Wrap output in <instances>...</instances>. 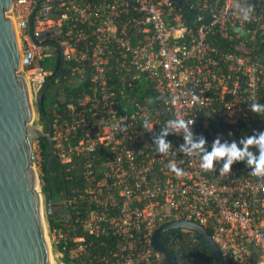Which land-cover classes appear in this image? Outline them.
I'll list each match as a JSON object with an SVG mask.
<instances>
[{"label": "built area", "instance_id": "obj_1", "mask_svg": "<svg viewBox=\"0 0 264 264\" xmlns=\"http://www.w3.org/2000/svg\"><path fill=\"white\" fill-rule=\"evenodd\" d=\"M6 15L30 100L50 40L73 91L50 110L69 184L67 229L44 228L59 264H161L152 234L173 220L205 229L224 261L264 264V107H252L264 106V0H11ZM179 119L193 121L191 143ZM233 144L244 155L229 171L227 156L201 167Z\"/></svg>", "mask_w": 264, "mask_h": 264}, {"label": "water", "instance_id": "obj_2", "mask_svg": "<svg viewBox=\"0 0 264 264\" xmlns=\"http://www.w3.org/2000/svg\"><path fill=\"white\" fill-rule=\"evenodd\" d=\"M182 8L185 0H180ZM11 0H0V264H52L44 232V217L64 220L63 208H57L50 194V171L54 160L51 147V122L42 109V94L54 82L64 66L61 48L52 40L49 54L57 53L60 65L45 82L32 102L24 77L19 74L20 60L13 24L6 13ZM38 9V8H36ZM33 20L29 31L32 33ZM34 109L46 126L42 131L31 125ZM39 138L47 143L45 184L42 194L37 189V174L32 165L33 144ZM190 232L194 240L212 255L214 264H224L210 234L202 227L184 220L166 222L152 234L151 246L161 254L164 264H176L168 247L170 239L180 232Z\"/></svg>", "mask_w": 264, "mask_h": 264}, {"label": "trees", "instance_id": "obj_3", "mask_svg": "<svg viewBox=\"0 0 264 264\" xmlns=\"http://www.w3.org/2000/svg\"><path fill=\"white\" fill-rule=\"evenodd\" d=\"M59 65V55L48 54L40 60V68L43 71L50 73L47 76L46 81H48L57 72ZM65 75L66 69H62L59 77L50 85H48V88L44 93L41 101L42 109L44 113L49 116L50 121L51 116L49 110H51V108H53L55 105H64V103L69 100L70 94L73 92L72 89H70V85H68L67 81L64 79ZM53 91L55 93L54 95ZM46 96L52 97L46 102ZM44 127L46 130L45 125ZM37 142L41 156L40 168L42 172V180L45 183L46 161L48 158L47 143L43 138H39ZM61 167L62 166H60L59 163L54 159L50 171V194L54 202L57 201L62 194H64L65 189L68 188L69 185L68 182H66V180L64 179V174L62 173ZM43 189L44 186H42V190ZM47 223L50 229H67L60 219L56 220L55 218H53L51 221L47 220ZM168 247L172 250L176 257V264H214L210 251L208 249L202 248L194 240V237L190 232H180V238L170 239L168 242ZM63 259L65 263H68V260L66 258ZM161 264H164L163 257ZM224 264L231 263L225 260Z\"/></svg>", "mask_w": 264, "mask_h": 264}, {"label": "clouds", "instance_id": "obj_4", "mask_svg": "<svg viewBox=\"0 0 264 264\" xmlns=\"http://www.w3.org/2000/svg\"><path fill=\"white\" fill-rule=\"evenodd\" d=\"M238 12L240 13V16L242 19L244 20H249L250 16H251V12L253 11V9L250 6H243L240 5L237 7ZM253 110L254 111H260L261 105H257V104H253ZM193 123L189 122L188 120H184V119H179L175 122L174 127L179 130V129H183L186 133L185 139L186 141H188L189 143H191V138L193 135H195V133H193L190 129H189V125H191ZM147 122H145V127H147ZM259 138L264 141V130H262L259 133ZM204 143V138L201 139L200 145H197V147H201ZM214 143L218 146L219 145V139L215 138ZM247 143L251 144L252 143V139H248ZM161 144V151H164L165 149H167L168 145L164 144L163 141L160 142ZM244 153L237 151L235 144H233L230 148L229 147H217L213 153L209 156H205L203 157L204 160L207 161V163H201V167L204 169H211V161L213 159H218L220 157L223 156H227V159L224 163V171H229L231 168V165L233 164V162L235 160L238 159H242L243 158ZM254 159H256L257 163L254 165V167H259L261 169V172L264 173V164H262L261 162L264 161V144H262L261 146V150L258 153V155L256 157H254ZM172 170L179 172V169H176L174 166H172Z\"/></svg>", "mask_w": 264, "mask_h": 264}, {"label": "rangeland", "instance_id": "obj_5", "mask_svg": "<svg viewBox=\"0 0 264 264\" xmlns=\"http://www.w3.org/2000/svg\"><path fill=\"white\" fill-rule=\"evenodd\" d=\"M34 65L38 66V63H35ZM31 125L36 126L40 129L38 121H37V113L35 112V109H34V116H33ZM33 155L35 157H37L32 164L33 168L35 169V172L37 174V190L40 194H42V186H44L45 183L42 180V172H41V168H40L41 156L39 154V148H38L37 140L33 144ZM44 228H45V231L48 232V223H47V220L45 217H44ZM48 242H49V250H50V255H51V262H52V264H59V258L56 257V249L51 243V238H49Z\"/></svg>", "mask_w": 264, "mask_h": 264}, {"label": "flooded vegetation", "instance_id": "obj_6", "mask_svg": "<svg viewBox=\"0 0 264 264\" xmlns=\"http://www.w3.org/2000/svg\"><path fill=\"white\" fill-rule=\"evenodd\" d=\"M53 54H54V55H58L56 52L53 53ZM47 88H48V86H47ZM47 88H46L45 91L43 92V94H42V98H43V95H44V93L46 92ZM54 94H55V93H54V91H53V95H54ZM51 97H52V96H50V97H47V96H46V97H45L46 102H47L48 100H50ZM41 101H42V100H41ZM49 113H50V110H49ZM47 116H48V115H47ZM48 118H49V116H48ZM37 121H38V124H39L40 129H41L42 131H45V127H44L45 124H43V123L41 122V120L39 119L38 115H37ZM59 201H60V200L55 201V205L57 206V208H60ZM54 218L56 219L57 216H54Z\"/></svg>", "mask_w": 264, "mask_h": 264}, {"label": "bare ground", "instance_id": "obj_7", "mask_svg": "<svg viewBox=\"0 0 264 264\" xmlns=\"http://www.w3.org/2000/svg\"><path fill=\"white\" fill-rule=\"evenodd\" d=\"M37 190V189H36ZM38 191V190H37ZM46 240H47V238H46ZM47 243H48V247H49V242H48V240H47ZM49 252H50V250H49ZM50 257H51V255H50Z\"/></svg>", "mask_w": 264, "mask_h": 264}]
</instances>
